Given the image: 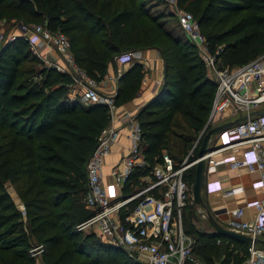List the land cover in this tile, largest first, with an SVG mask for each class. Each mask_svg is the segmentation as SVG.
Returning a JSON list of instances; mask_svg holds the SVG:
<instances>
[{
    "label": "trees",
    "instance_id": "16d2710c",
    "mask_svg": "<svg viewBox=\"0 0 264 264\" xmlns=\"http://www.w3.org/2000/svg\"><path fill=\"white\" fill-rule=\"evenodd\" d=\"M146 1L0 0V21L42 24L66 35L74 63L95 82L102 81L115 55L161 53L165 78L137 115L147 165L129 176L124 197L147 184L141 178H153L173 137L177 152L169 155L181 161L178 153L191 148L208 119L216 87L196 47L169 33L163 16H153ZM177 1L197 20L218 65L239 67L264 54V0ZM33 64L40 63L23 38L0 47V264H36L33 244L43 245L44 264H142L95 233L75 228L92 215L84 203L86 163L109 124V108L69 99L68 75ZM141 69L134 64L119 80L115 104L135 97ZM183 178L193 183L195 170ZM19 179H24L17 192L24 215L5 187ZM188 210L195 213L189 203L182 209L183 229L195 239L193 253L202 263L216 264L222 256L220 264H240L249 257L248 246L194 228Z\"/></svg>",
    "mask_w": 264,
    "mask_h": 264
},
{
    "label": "built area",
    "instance_id": "2783aa9c",
    "mask_svg": "<svg viewBox=\"0 0 264 264\" xmlns=\"http://www.w3.org/2000/svg\"><path fill=\"white\" fill-rule=\"evenodd\" d=\"M174 15L216 85L208 119L181 161L176 162L163 152L162 163L151 171L153 178H145L147 184L128 197L116 194V188L123 187L136 167L147 165L141 157L142 130L139 121L135 115H123L121 119L129 129L130 149L123 168L111 170V184L103 180V160L110 153L119 130L104 128L86 163L88 191L84 203L92 215L75 226L77 231L95 233L104 244L121 248L131 260L142 264H204L193 253L195 239L183 229L181 211L192 202L193 188V183L186 182L183 175L189 169L195 170L200 160L197 154L201 141L209 129L219 126H214L217 123H230V126L212 135L216 137V147L208 148L202 157L205 163L203 188L207 192L219 190L226 196L239 190H224L219 181L209 180L208 176L216 173L219 164L258 173L262 197L245 201L232 210L226 227L249 237L252 242L264 236V113L251 115L256 111L264 112V59L256 58L239 67L220 66L215 56L208 52L205 38L192 13L178 9ZM14 29L15 32L7 37L5 33H0V47L15 38H23L30 53L43 68L71 78V85L77 86L82 103L102 104L111 113L114 95L100 92L95 81L74 63L66 35L49 31L42 24L17 23ZM114 59L120 65H126L141 61V54L138 51L124 52L115 55ZM237 149H242L241 157L234 154ZM224 151L230 153L220 159L215 158ZM131 201L137 202L128 211L126 205ZM248 212L252 213V217L246 220L244 217L249 215ZM21 213L25 214L24 209ZM247 249L249 257L244 264H264V249L254 243ZM43 251V245L30 249L33 257Z\"/></svg>",
    "mask_w": 264,
    "mask_h": 264
},
{
    "label": "crops",
    "instance_id": "0c3cea01",
    "mask_svg": "<svg viewBox=\"0 0 264 264\" xmlns=\"http://www.w3.org/2000/svg\"><path fill=\"white\" fill-rule=\"evenodd\" d=\"M12 28V32H15V25ZM183 35L185 36L183 38L188 40L184 33ZM136 51L140 52L141 61L132 62L126 65H120L113 57L108 64L106 75L104 76L102 81L95 82L97 89L100 92L109 95L112 94L115 96L117 95L119 90V80L125 75L126 71H128L134 64L141 65L142 78L137 94L128 102H124L118 105L114 103V108L110 113L111 117L107 127L117 128L119 132L114 143L111 145L110 153L103 160V180L108 184L112 183V177L110 175L111 170L114 168L121 170L123 168V162L126 159L130 149V139H128L129 129L124 126V123L121 120L123 115H135V117L137 118V115L141 111V109L152 98H155L157 96L156 93H158L164 80L163 75L165 72V62L161 53L156 49ZM67 95L68 98L73 101H75L76 99L80 100L77 86L75 85L69 86ZM221 124L222 123H217L214 124V126ZM215 139L216 137L212 136L208 144L209 149H213L214 147H216L217 143L215 142ZM141 148L143 152V142H141ZM228 153H230V151L218 153L215 158L220 159L226 156ZM234 154L236 155V157H241L242 149H237ZM141 157L143 159V155ZM208 178L211 181H219L224 190L230 188L239 189L236 193L226 196L219 190L207 192L205 188H202V200L204 206L214 218V220H216L217 223L225 228H227V221L231 218L230 212L232 210L236 209L239 206H242L245 201L259 199L263 195L262 187L260 183H258V173H249L247 170L242 168L232 169L229 168L227 164H219L217 165L216 173L211 174V176H208ZM141 180L145 181V178H141ZM124 186L125 184L123 185V187L116 188V194L121 193L123 195ZM12 200L15 205H17L15 200ZM112 200L113 202H115L116 198ZM190 204L192 205L196 215L203 222L201 223L203 224L201 226L202 228L198 226L197 220L195 222H192L194 228H200L206 234H214V229L209 225L207 218L205 219L204 217H202V214H205L207 216L206 209L202 206L193 205V202H191ZM250 214L252 213L250 212L249 215ZM249 215H245L244 219H251L252 215ZM260 240L264 241V236L261 237ZM257 247L264 249L262 245L257 244ZM222 259V256L217 258L216 264H220ZM246 260H244L240 264H244ZM35 263L44 264L41 257L37 258Z\"/></svg>",
    "mask_w": 264,
    "mask_h": 264
},
{
    "label": "rangeland",
    "instance_id": "374dc122",
    "mask_svg": "<svg viewBox=\"0 0 264 264\" xmlns=\"http://www.w3.org/2000/svg\"><path fill=\"white\" fill-rule=\"evenodd\" d=\"M147 3V9L150 10L151 14L153 16H157V15H161L163 16V18L161 19L162 23L164 24V27L167 29V31L173 35H175L176 37H181L183 39V37H185L181 31V29L179 28V25L177 23V20L175 18V12L176 10L178 9H181V10H185V11H188L186 10L184 7H181L179 4H178V1L177 0H159V1H156V0H147L146 1ZM21 21H9V22H6V21H0V33H5V37L9 36L10 34H12V30H13V26L17 23H20ZM26 25H30L31 23H24ZM136 51V50H135ZM258 58L260 59H264V54L260 55ZM40 63V62H39ZM35 67H43L42 64L40 63L39 65L38 64H33ZM176 132H178V130H175ZM217 136V135H216ZM177 139L176 138H172L170 140V147L168 149V152L165 151V153L167 154H170V155H173L174 153V156H176V148H177ZM187 152L189 150H186ZM172 152V153H171ZM183 153V152H180L178 153V158H182L186 155V153ZM24 181V179H19L15 182H6L5 183V187H6V190L8 191V193H10L12 199L15 200V202L17 203V208L21 211L23 210V205L21 204V201L18 200V195H17V192L18 190H22V188H20V185L22 184V182ZM82 198H80V203L83 204V197L84 195L82 194L81 196ZM190 213V214H189ZM188 215L189 217V221H192V222H195L197 220L198 222V226L200 228H202L201 226L203 224L201 219L196 215V213L193 214V212L191 213L190 210L187 211L186 215ZM23 223H24V231L28 234L29 231H28V227H27V223H26V218H24L23 220ZM199 228V229H200ZM201 230V229H200ZM86 233V232H84ZM31 240V239H30ZM36 245H32L31 248L35 247ZM41 257L42 258V253L39 255H36L35 256V261L37 258Z\"/></svg>",
    "mask_w": 264,
    "mask_h": 264
},
{
    "label": "water",
    "instance_id": "95a60500",
    "mask_svg": "<svg viewBox=\"0 0 264 264\" xmlns=\"http://www.w3.org/2000/svg\"><path fill=\"white\" fill-rule=\"evenodd\" d=\"M165 75H166V72H164L163 79L165 78ZM156 95H158V93H156ZM262 113L264 112L256 111V112H253L251 115H258ZM229 126H230V123H224L222 125L209 129V131L204 135L201 141V145L198 149V154H197L200 160L195 166V179H194L193 188H192V202H193V205L195 206L196 205L202 206L206 209V207L204 206L203 200H202V188H203L204 171H205V163L202 157L206 154L207 149L209 148L208 140L212 135L218 132L224 131ZM206 212H207V221L209 225L214 229V234L216 236L230 238L246 246H249L251 243H254V244L262 245L264 247L263 240L257 239L252 242L249 237L223 227L222 225L217 223L216 220H214V218L211 216V214L208 212L207 209H206Z\"/></svg>",
    "mask_w": 264,
    "mask_h": 264
}]
</instances>
